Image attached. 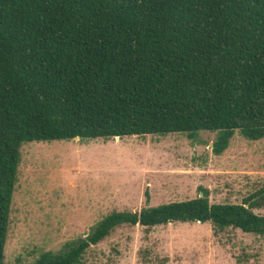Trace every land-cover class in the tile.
Returning <instances> with one entry per match:
<instances>
[{
  "label": "trees",
  "instance_id": "obj_1",
  "mask_svg": "<svg viewBox=\"0 0 264 264\" xmlns=\"http://www.w3.org/2000/svg\"><path fill=\"white\" fill-rule=\"evenodd\" d=\"M216 133L264 139V0H0V264L21 147ZM197 198L112 212L32 264H81L120 227L210 224L264 237V186L241 204Z\"/></svg>",
  "mask_w": 264,
  "mask_h": 264
},
{
  "label": "rangeland",
  "instance_id": "obj_2",
  "mask_svg": "<svg viewBox=\"0 0 264 264\" xmlns=\"http://www.w3.org/2000/svg\"><path fill=\"white\" fill-rule=\"evenodd\" d=\"M216 133L24 143L4 246V264H32L86 236L112 212H139L197 198L241 204L264 186V139L236 133L220 156ZM264 216V208L254 210ZM81 264H264V237L210 224L120 227Z\"/></svg>",
  "mask_w": 264,
  "mask_h": 264
},
{
  "label": "water",
  "instance_id": "obj_3",
  "mask_svg": "<svg viewBox=\"0 0 264 264\" xmlns=\"http://www.w3.org/2000/svg\"><path fill=\"white\" fill-rule=\"evenodd\" d=\"M76 139H79V138H76ZM115 139H119L118 137H116Z\"/></svg>",
  "mask_w": 264,
  "mask_h": 264
}]
</instances>
